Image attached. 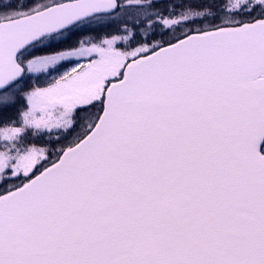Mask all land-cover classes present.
<instances>
[{
  "label": "water",
  "instance_id": "95a60500",
  "mask_svg": "<svg viewBox=\"0 0 264 264\" xmlns=\"http://www.w3.org/2000/svg\"><path fill=\"white\" fill-rule=\"evenodd\" d=\"M117 8L74 0L0 23V93L26 48ZM263 143L264 19L136 58L91 131L0 196V264H244L264 245Z\"/></svg>",
  "mask_w": 264,
  "mask_h": 264
},
{
  "label": "rangeland",
  "instance_id": "374dc122",
  "mask_svg": "<svg viewBox=\"0 0 264 264\" xmlns=\"http://www.w3.org/2000/svg\"><path fill=\"white\" fill-rule=\"evenodd\" d=\"M1 1L0 21L30 14L57 3L55 0H36L33 6L31 3L26 7H32V11L22 13L12 8L14 0ZM248 1L264 4V0H237L236 3L243 6ZM126 3L120 10L127 7ZM122 18L120 13L110 20L102 18V21L85 23L76 26L71 30L72 33L69 31L70 34L62 39H53L40 45L38 51H55L28 59L25 63L29 89L21 90L22 87L18 86L0 95V113L8 114L0 120L6 121L0 123L1 184L12 189L33 172L48 165L45 163L47 149L43 146L52 143V155L57 158L64 149L62 144L65 135L72 134L73 138L85 135L96 121L97 112L87 114L84 120L83 116L76 117L74 122L73 111L96 101L101 102L106 87L121 77L125 65L149 52L146 46H132L131 42H126L127 36L132 35H125L122 39L109 33L111 28L107 25L111 24L113 28V24L121 22ZM59 39L64 42V46L53 48L60 42ZM123 40L130 48L124 47L126 52L115 48V45L119 48ZM38 136L47 139L42 142V146L34 143Z\"/></svg>",
  "mask_w": 264,
  "mask_h": 264
},
{
  "label": "trees",
  "instance_id": "16d2710c",
  "mask_svg": "<svg viewBox=\"0 0 264 264\" xmlns=\"http://www.w3.org/2000/svg\"><path fill=\"white\" fill-rule=\"evenodd\" d=\"M118 1L121 5H124L125 2L128 5L116 13V15L122 14L123 18L121 22H118L116 25L113 24V28L111 24L107 25L111 28L109 33L116 34L122 39L125 35H132L127 36L126 42H131L132 46H146L149 52L169 45L192 33L204 32L223 26L242 24L264 18V4L250 3L249 1L247 5L245 4L243 6L237 4V0ZM114 16L107 20L113 19ZM230 22L233 24L229 25ZM126 46L124 42L119 48L115 45V48L124 49ZM127 48L129 47L127 46ZM124 52H126V49H124ZM101 108V102L81 106L73 111V121L75 122L76 117L79 116H83L82 118L84 120L87 114L92 115L96 112L98 117ZM7 115V113H0V120L1 117H6ZM2 122L6 121H0V123ZM28 136L32 135L29 134ZM83 137L84 135L82 134L75 138H73L72 134L65 135L62 146H64V149L71 147L72 142L76 141L77 143ZM46 140L38 136L34 143L42 146V142H46ZM68 141L70 142L68 143ZM50 146H52V143L51 145L43 146L44 149H47L45 163L48 164H51L56 159L52 155ZM7 190L8 188L5 184H0V194L5 193Z\"/></svg>",
  "mask_w": 264,
  "mask_h": 264
},
{
  "label": "flooded vegetation",
  "instance_id": "af4514ba",
  "mask_svg": "<svg viewBox=\"0 0 264 264\" xmlns=\"http://www.w3.org/2000/svg\"><path fill=\"white\" fill-rule=\"evenodd\" d=\"M4 1L5 0H2L1 2H4ZM16 1L14 0V3H11L12 4V8H14L15 10H18V11H20L22 13H27L28 11H32V7L31 8H28V9L26 7L29 6L31 3H32V6H33V4H34V2L36 0H16ZM55 1H57V3H58V0H55ZM21 7H24L23 10L21 9ZM32 13H34V12H31L30 14L29 13L22 14L21 16H17V17H14V18H9V19H6L4 21L18 19V18H21V17H25V16H28V15H31ZM71 30H69V31H71ZM69 31H66V32L57 34V35L52 36V37H49V38H46V39L38 42L37 44L31 46L25 52H23L21 55H19V57L17 58V61H18V63L21 66L24 67L25 74H24V77H23V79L21 81H19L17 84H15L14 86H12L8 90L14 89V88H16L18 86H21L22 87L21 90L29 89L30 81H29V77L27 75V70H26L25 63L28 61V59L36 58V57H39V56H42V55H46V54H49V53L55 51V49H52L50 51L43 52V51H38L37 48H39V46L42 45V44H44V43L45 44L48 43L47 41H51V40L57 39V38H60V39L64 38V36L66 34H68ZM60 39H59V41H60ZM61 43H62V45H61ZM63 43L64 42H61V41L59 43L57 42L56 43L57 46H53V48H56L57 49V47H62L63 46ZM260 152H261V154H264V143H263V145H262V147L260 149ZM258 240H259L258 237H254L253 238V241H255V245L258 246V248H255V249H252V250H246V251H244V252H242L240 254L241 259H242V261H243L244 264H264V245L261 244V246H260L259 245L260 243L257 242ZM263 240L264 239H262V241Z\"/></svg>",
  "mask_w": 264,
  "mask_h": 264
}]
</instances>
